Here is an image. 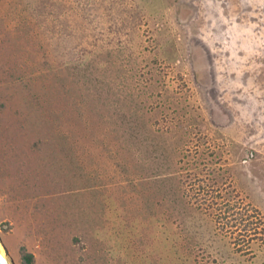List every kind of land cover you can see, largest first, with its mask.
Returning a JSON list of instances; mask_svg holds the SVG:
<instances>
[{
  "label": "rangeland",
  "instance_id": "374dc122",
  "mask_svg": "<svg viewBox=\"0 0 264 264\" xmlns=\"http://www.w3.org/2000/svg\"><path fill=\"white\" fill-rule=\"evenodd\" d=\"M260 219L264 0H0L16 264H264Z\"/></svg>",
  "mask_w": 264,
  "mask_h": 264
},
{
  "label": "bare ground",
  "instance_id": "6f19581e",
  "mask_svg": "<svg viewBox=\"0 0 264 264\" xmlns=\"http://www.w3.org/2000/svg\"><path fill=\"white\" fill-rule=\"evenodd\" d=\"M0 244L2 245V247L4 248V250L6 252V256H7L9 264H16V260L9 254V250L6 247V245L4 244V241L1 238V236H0Z\"/></svg>",
  "mask_w": 264,
  "mask_h": 264
},
{
  "label": "water",
  "instance_id": "95a60500",
  "mask_svg": "<svg viewBox=\"0 0 264 264\" xmlns=\"http://www.w3.org/2000/svg\"><path fill=\"white\" fill-rule=\"evenodd\" d=\"M0 264H9L7 256H6V252L1 244H0Z\"/></svg>",
  "mask_w": 264,
  "mask_h": 264
},
{
  "label": "trees",
  "instance_id": "16d2710c",
  "mask_svg": "<svg viewBox=\"0 0 264 264\" xmlns=\"http://www.w3.org/2000/svg\"><path fill=\"white\" fill-rule=\"evenodd\" d=\"M259 222H260V225H263V223H264V222L262 221V219H260ZM248 225L250 226V225H252V224L249 222ZM262 229L264 230V228H262ZM31 257H32V256H31Z\"/></svg>",
  "mask_w": 264,
  "mask_h": 264
}]
</instances>
